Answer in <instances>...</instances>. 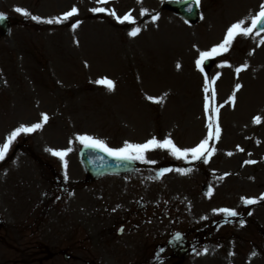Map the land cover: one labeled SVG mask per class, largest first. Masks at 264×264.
<instances>
[{
  "label": "rangeland",
  "instance_id": "1",
  "mask_svg": "<svg viewBox=\"0 0 264 264\" xmlns=\"http://www.w3.org/2000/svg\"><path fill=\"white\" fill-rule=\"evenodd\" d=\"M170 1L0 0V13L12 19L10 34L0 38V144L20 125L48 116L0 161V264H264V33L237 36L228 52L204 62V72L195 64L232 24L243 19L249 26L264 0H200L196 22L170 9ZM73 7L78 14L67 21L42 22ZM95 7L120 17L131 12L136 23L121 24L108 11H91ZM153 15L159 19L153 22ZM134 27L141 29L136 37L128 34ZM205 76L210 84L216 80L207 95L214 88L215 105H223L208 163L157 149L146 153L155 163L140 161L134 174L87 180L79 135L114 149L153 137L171 138L182 149L205 139ZM105 78L114 90L97 83ZM237 83L242 88L232 106ZM68 148L67 169L46 151ZM167 168L173 171L160 175ZM127 210L137 220H121ZM123 221L125 230L117 233ZM177 231L191 243L184 258L167 246ZM108 242L119 253L106 251Z\"/></svg>",
  "mask_w": 264,
  "mask_h": 264
},
{
  "label": "snow or ice",
  "instance_id": "2",
  "mask_svg": "<svg viewBox=\"0 0 264 264\" xmlns=\"http://www.w3.org/2000/svg\"><path fill=\"white\" fill-rule=\"evenodd\" d=\"M101 4H107L109 0H99ZM138 2H142V0H138ZM176 3H184L188 4L189 0H175ZM191 3L195 4L196 6L200 5V0H191ZM189 12L192 11V7H188L187 9ZM16 12L21 13L24 16H28L29 13L22 9L17 7L15 9ZM91 11L95 13H104L108 11L105 7H95L91 9ZM78 14V9L76 7H73L70 11L66 12L62 17L59 18H53L42 21L43 23L47 24H59L63 21L69 20L70 17L76 16ZM108 14L110 16H113L116 18V20L124 24L125 22L129 24H135L136 20L131 14V12L125 14L123 17H120L116 14L115 11H108ZM141 16L147 15V10L142 9L140 12ZM5 19V17L0 14V20ZM31 19L40 21L41 18L38 16H32ZM152 21H156L159 19L158 16L153 15L151 17ZM246 21L240 20L234 24H232L226 31V35L221 43H219L216 46H213L210 50L207 51H201L199 52V57L196 59L195 64L196 67L201 71L204 72V62L208 60L209 58L222 55L229 51L231 46L233 45L234 40L237 38V36H243V37H249L255 32L256 36H260L261 33H264V4H261L259 6V11L253 15L250 18V24L249 26H245ZM78 24H73L72 27L76 28ZM141 32V29L139 27H134L131 31H129V35L132 37H136ZM259 43L261 45H264V39L260 40ZM225 64H220L219 67L223 68L225 67ZM230 66V65H228ZM177 67L179 68L180 65L178 64ZM248 67L247 64H244L240 67H237L235 69L236 74L238 75L242 71H244ZM219 78V75H217L216 79ZM216 82L215 79L211 81V84L209 83L208 77L205 76V87L204 91L206 93L205 95V103H204V109L205 112L208 114V122H207V128L208 133L207 137L203 139L199 144H197L194 147L191 148H181L177 146L174 141L171 138H165L163 140H159L155 137L147 140L144 143H130L125 142L123 147L120 148H111L107 144L104 143V141L96 139L89 135H79L77 136V140L84 145L85 147H90L94 149H99L102 152L107 153L109 156L115 157L120 160H128V161H141L145 163H155V161H150L146 159V153L149 151H154L157 149L166 150L169 152L173 157H175L177 160H190L191 161H201L203 159L204 163H208L207 157L211 156L216 149L214 147H210V142L213 140H219L221 135V129L218 122V114L220 111V107H223V105L216 106L215 105V99H216V93L214 88L211 89V97L207 95L209 93L211 85H214ZM97 83L105 85L110 91L114 90V82L110 79H101L97 81ZM242 88V85L237 83L235 85V90L233 91L232 95L229 97L228 103L232 106H234L235 99H236V93ZM147 99L155 102V103H161V98H154V97H147ZM48 116L46 114H42V122H37L35 124H32L30 126L26 125H20L19 127L15 128L5 139V142L3 144H0V161L4 160L7 154L9 153V150L13 143L16 141L18 137H20L22 134H31L36 132L37 130L43 128L44 124L47 123ZM253 123L260 124L261 123V117L255 116L253 118ZM243 151V149H240ZM46 151L51 152L53 156L58 157L61 161H64V167L67 169V161L65 160V157L69 154V152L72 151L71 148H68L66 150H54V149H46ZM231 155V153H229ZM246 164L255 163V161H245ZM173 171V169L167 168L163 169L160 175H163L165 172ZM176 171H179L181 173H185L188 170L185 169H176ZM67 178V175L65 176ZM211 193V189L209 190V194ZM244 203L251 205L257 203V199L254 198H243ZM260 200H264V195H261L259 198ZM220 212L225 213L229 217H235L237 216V212L234 210H230L227 208L219 209Z\"/></svg>",
  "mask_w": 264,
  "mask_h": 264
},
{
  "label": "water",
  "instance_id": "3",
  "mask_svg": "<svg viewBox=\"0 0 264 264\" xmlns=\"http://www.w3.org/2000/svg\"><path fill=\"white\" fill-rule=\"evenodd\" d=\"M168 6L176 10L189 21L193 22L199 17L198 6L191 3V0H189L188 4L176 3L175 1H171ZM190 6L192 7L191 12L187 10ZM3 16L5 17V19L0 20V29L2 34H5L9 31V20L6 15ZM81 155L86 169L92 175H101L110 172H120L122 170L127 169L128 167L134 168V166L136 165L135 161L120 160L115 157L109 156L107 153L102 152L99 149H94L90 147H83Z\"/></svg>",
  "mask_w": 264,
  "mask_h": 264
}]
</instances>
